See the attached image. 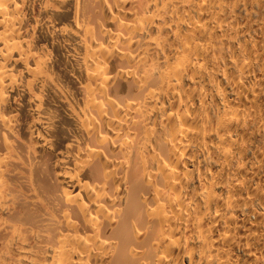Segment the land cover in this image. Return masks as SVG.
<instances>
[{
	"label": "bare ground",
	"instance_id": "1",
	"mask_svg": "<svg viewBox=\"0 0 264 264\" xmlns=\"http://www.w3.org/2000/svg\"><path fill=\"white\" fill-rule=\"evenodd\" d=\"M0 264H264V0H0Z\"/></svg>",
	"mask_w": 264,
	"mask_h": 264
}]
</instances>
